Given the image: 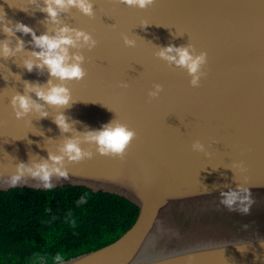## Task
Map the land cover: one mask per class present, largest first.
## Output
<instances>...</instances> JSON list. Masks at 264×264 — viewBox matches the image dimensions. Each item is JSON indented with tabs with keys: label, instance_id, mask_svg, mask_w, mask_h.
Wrapping results in <instances>:
<instances>
[{
	"label": "water",
	"instance_id": "95a60500",
	"mask_svg": "<svg viewBox=\"0 0 264 264\" xmlns=\"http://www.w3.org/2000/svg\"><path fill=\"white\" fill-rule=\"evenodd\" d=\"M62 185L136 214L51 264H264V0H0V191Z\"/></svg>",
	"mask_w": 264,
	"mask_h": 264
},
{
	"label": "trees",
	"instance_id": "16d2710c",
	"mask_svg": "<svg viewBox=\"0 0 264 264\" xmlns=\"http://www.w3.org/2000/svg\"><path fill=\"white\" fill-rule=\"evenodd\" d=\"M136 209L84 186L0 191V264H51L115 240Z\"/></svg>",
	"mask_w": 264,
	"mask_h": 264
}]
</instances>
